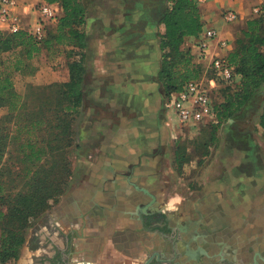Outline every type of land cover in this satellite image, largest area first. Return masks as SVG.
<instances>
[{"label": "rangeland", "instance_id": "1", "mask_svg": "<svg viewBox=\"0 0 264 264\" xmlns=\"http://www.w3.org/2000/svg\"><path fill=\"white\" fill-rule=\"evenodd\" d=\"M89 1H94L95 4H98L101 7L115 6L114 8L122 10V18H124L123 23L110 24L111 29L106 30L103 21L101 20L102 23L98 26L99 33L107 36L108 39L113 42V46H110L109 48L115 59L113 62L86 61L94 53L100 59V56L103 54L101 53V50H105L103 47H99L102 39L97 38V41L95 42L96 44L89 50L87 41V47L84 51H80L76 47H58L55 50H47L42 46L43 50L41 53L36 55L30 61L25 59L24 51L21 48H16L0 56V71L4 73L8 70H12L14 91L19 95L21 94L20 96L22 97L23 102L22 107L25 110L29 109L33 112L35 110L38 111L42 104L46 106V109L47 106H50V117L52 121H57V111L54 106L59 102V87L70 80V66L74 61L82 60L83 62L85 68L83 82L85 81L88 68V85L102 88V94L104 97L107 95L109 98H114L113 110L112 108H109L110 111L106 112L101 105L93 107L95 110L94 115L98 119H103L105 117L113 118L115 125H117L123 117L126 119L138 118V116H141V111L145 104L144 100L145 102L149 101L151 104L146 107L147 113L155 114V111L158 113L162 112L163 123L165 126L162 133V150H158V206L156 207L152 205L151 208L154 209L153 211H160L158 214V224H165L166 218L170 216L172 212H177L178 219L182 221L191 219L190 217L193 216L192 212L196 209L190 206L187 212L182 211L181 207L183 204L181 202L194 198L206 183L216 182L223 179L225 175L223 169L228 166V162H231L230 165L233 163L236 150H240L242 147L243 150L246 151L250 146L249 141H255L256 135L259 134L258 125L261 116L264 113V94L260 91L257 92L250 102L251 106L248 107L240 120H237L236 122L233 120L231 122L230 120L229 122L223 123L217 132H214V126L218 124L217 120L212 124L196 128L181 127L175 120L176 117L174 112L169 113L167 101L172 94L169 96L165 94L159 80L163 56L160 47L161 35L164 31L163 25L161 24L162 19L159 22L158 20H155L156 23H158L155 34L158 60L153 66H151V72H153L154 75L146 74L142 76L140 74L144 72V68L140 66V63L149 60L151 53L155 51V48L149 47L147 49H141V47L146 44L143 37L144 35L141 33H145V25L144 23H141L142 18L138 17V14L140 12H145L147 8L149 11L148 5L144 2L148 3L153 0H142V2L136 0ZM162 1L164 2L166 12V10L171 7V3L168 2V0ZM260 7H262V4L253 6L251 8V14L246 21L256 18L257 15L254 13V9ZM114 13L115 12H112V14ZM88 16V25L87 27L86 25L83 26L86 40V33H90L91 31L90 26L92 18L94 22L98 19H102L98 13L93 15L89 13ZM124 23H129L128 30H125L124 32L117 31ZM49 30L53 34L55 27L53 26ZM0 33L11 34L9 31H0ZM182 48L187 51L189 47L185 44ZM17 60H23V67L20 71H14V64ZM197 65L202 67V78L206 77L207 79L213 77L211 70L201 64ZM105 71L112 72L114 78L112 79L111 75L107 78L106 76L108 75ZM99 72L102 74H99ZM99 81L102 82L98 84ZM131 83L137 87V89L134 90V92H136L135 96L130 99L128 95L129 93H126V90L128 91L127 85H130ZM226 86L227 84L225 83L219 84V88L214 94L215 103L220 104V102H222L223 90ZM111 87L116 88L113 96L107 94L108 91H105L107 88ZM122 87L125 88V91L124 89L122 90ZM140 87L142 89H140ZM140 91L141 93L142 91L144 93L139 96L136 95ZM129 99L131 100L130 104L128 102ZM111 105L112 104L109 103L108 107H111ZM6 108L7 107L0 106V118H6L7 114L3 115L7 110ZM89 114V119L86 121L90 122V117L93 115L91 112ZM71 119H73V133L75 134L74 124L76 121V115L74 113L72 114ZM87 128L89 129L90 126ZM101 130H104V126L98 125L96 127V132H100ZM39 134H37L36 137L39 138ZM153 135H155V133ZM159 136H161V134ZM97 138L98 139L95 141H92L89 136L88 141L80 143L74 136L72 147L69 149V161L71 167L75 160V155L78 152L88 153L91 150L95 153H100L103 146L101 144V138ZM11 170L18 171L19 169ZM72 176L73 175L71 174V177L68 180L69 184L72 182ZM134 180L135 178H132V182L136 183ZM22 189L24 190V184L18 177V179L15 178L14 183L9 184L8 193L14 195ZM61 197L57 200L51 199L49 201L51 207L47 211H44L35 218H30L27 225L23 228L25 242L20 250L19 258L14 264H19V262L25 264L27 262L28 254L24 248L31 232L42 234V231L46 229V224L53 221L51 219L53 217L50 218L51 215L49 216V214L59 203ZM177 198H180V200H177L175 203V199ZM172 203H175L174 206H172ZM1 210L6 212V207H2ZM185 216H187L186 219ZM198 216V214H195V218ZM43 220H45L46 223L43 222ZM116 220L119 222L116 223L117 225L123 226V232L119 231L120 229H117L114 232H109V235L113 233L115 235L121 234L127 236L131 234L134 236L130 238H128V236H117L114 238L99 239L94 236L96 234L92 235L91 233L87 236L86 229L83 227L77 232V236H79L81 240L77 242L73 239L71 241L73 242V247L76 252L71 260L78 263L79 258L83 256L86 258L84 264H145L148 257L156 252L160 253L161 256L168 258L173 256L171 243L166 240L167 236L170 235V226H174L170 221H168L170 226L167 223L157 234L150 231L147 234V238H145L143 233L138 232V220L132 222V225H134L135 228L134 232L131 231V233H126L131 223L128 225L127 223L122 222L123 220L119 217ZM131 220L134 221V218H131ZM153 221H155L154 218L147 219V224H152ZM3 228L4 222L0 221V235ZM190 230L194 232L192 227H190ZM63 234L65 235V233ZM139 234H141L140 237ZM184 241L185 242L182 241V243H179L178 252L180 255L175 264H215L214 262L209 261H206L207 263H205V258H208V252L202 240L198 239L197 236L195 241L196 248L192 252L190 251L191 244L188 243L186 239H184ZM74 244H76L77 247H75ZM197 253L200 255L198 258L196 256ZM260 262H264V257L261 258Z\"/></svg>", "mask_w": 264, "mask_h": 264}, {"label": "crops", "instance_id": "2", "mask_svg": "<svg viewBox=\"0 0 264 264\" xmlns=\"http://www.w3.org/2000/svg\"><path fill=\"white\" fill-rule=\"evenodd\" d=\"M43 2L45 1L24 0L25 9L30 11V15L23 22L36 19V8ZM88 2L90 3L86 11V27L89 13L91 15L98 13L102 18L95 22L92 18L91 31L86 33L88 50L96 44L97 38L102 39L99 47H103L105 50H101L103 54L100 59L94 53L86 61L113 62L115 59L109 50L110 46H113V42L107 36L99 33L98 26L102 23L101 20L106 30L111 29L110 24L123 23L122 10L114 8L115 6L101 7L94 1L88 0ZM263 3L264 0H207L204 5L200 6L204 28L216 29L220 34V39L227 40L229 43L227 51H224L218 46V40L211 41L208 52L209 60L214 56H224L233 49L236 37L245 29L251 8ZM226 10L239 13L240 18L236 22L237 24H226L223 21L222 13ZM112 12L115 13L112 14ZM138 17L142 18L141 23L145 25V33L140 32L144 35L146 44L141 49L153 47L155 48L154 53H157L156 56L158 57L155 39L158 23L149 13L148 8L145 12H140ZM128 28L129 23H124L117 31L124 32ZM196 41L197 38H189L186 43L194 55L196 53L194 48ZM140 64L144 68V72L141 73L142 76L148 75V73L154 75L151 72L152 65L149 60L142 61ZM87 73L88 68L82 85V103L75 113V137L80 143L88 141L89 136L92 141L100 137L103 148L100 153L90 150L88 153L78 152L75 155L72 165V182L68 183L64 195L54 209L50 211V214L52 213V217L59 221L64 231H75L84 227L87 236L92 233V235L96 234L94 236L99 239L117 236L133 237L134 235L131 234L126 236L112 233L109 235V232H114L117 229L123 232V226L116 224L119 223L116 220L118 217L128 225L131 223L126 233L134 232L135 226L132 225V222L138 220V232L143 233L144 237L147 238L150 230L154 231L155 234L158 231L154 227L149 229L146 227L145 219L153 214L143 213L142 215L140 209L142 206L146 205L145 207H147L150 204L147 205V196L137 190L131 180L135 178L134 181L139 187L156 195L158 204V139L153 129L154 122L150 119L151 113H147L146 109L151 103L144 100L145 104L141 116L135 119L123 117L117 125H115L113 118L98 119L94 115L93 107L101 105L103 110L108 112L110 111L109 108L114 106V98H109L107 95L104 97L102 88L88 85ZM105 73L108 75L107 78L110 75L112 79L114 78L112 72L105 71ZM99 74L102 73L99 72ZM101 82L99 81L98 84ZM127 88L126 93H129L131 99L135 96L134 90L136 88L132 83L127 85ZM123 89L125 91V88L122 87ZM115 90L116 88L111 87L105 91L113 96ZM260 92L264 94V86ZM143 93L140 91L136 95L139 96ZM130 99L129 104L131 103ZM109 103L112 104L111 107H108ZM6 109L3 114H7L6 118H0V128L6 129L7 132H10V136H13L17 129L15 120L17 112H11L8 107ZM90 112L93 116L90 117L91 121L89 122L86 120L89 119ZM237 120L240 118L233 121L236 122ZM98 125L104 126V130L96 132ZM88 126H90L89 129ZM258 127L259 134L256 135L255 141H249L250 146L246 151L242 147L240 150H236L233 163L230 165L231 162H228V166L224 167L223 179L206 183L194 198L181 202L183 204L182 211L187 212L191 206L196 209L192 212L193 217L195 214H200L199 224L203 227L204 234L211 233L208 225L217 224L219 236L223 238L220 245L229 249L226 251L227 254H230V251L231 253L234 252L235 259L241 264H249L250 262L244 261V259L246 260L252 255H264V136L261 126L258 125ZM154 133L155 135H153ZM8 165L18 166L13 146L8 149L0 168ZM177 200L180 198L175 199V203ZM175 203H172V206ZM156 213L158 210L154 212V214ZM176 214L178 213L176 212ZM131 218H134V221ZM186 218L187 216H185ZM140 236L141 234H139ZM195 248L196 243L192 245V249ZM198 255L199 253L196 256Z\"/></svg>", "mask_w": 264, "mask_h": 264}, {"label": "trees", "instance_id": "3", "mask_svg": "<svg viewBox=\"0 0 264 264\" xmlns=\"http://www.w3.org/2000/svg\"><path fill=\"white\" fill-rule=\"evenodd\" d=\"M44 1L59 7L57 23L47 27L46 38L36 42L25 31L0 33V56L21 48L25 59L30 61L41 53L43 47L47 50L58 47H76L80 51L86 49L83 26L86 23L88 0ZM168 2L171 7L161 20L164 31L161 35L163 56L159 73L160 83L167 96L181 91L189 81L201 78L202 67L194 62L190 49L186 51L182 47L189 38L198 39L204 30L201 7L194 0ZM260 11L256 18L246 21L245 29L236 37L233 49L226 55L240 80L227 84L222 102L215 103L218 124L214 126V132L223 123L241 118L254 95L264 86V3ZM53 26L55 31L52 34L49 29ZM22 64L23 60H17L14 71H20ZM84 74L82 60L72 62L70 80L59 87V102L54 106L57 121H52L50 106L46 109L42 104L38 111L25 110L22 97L14 91L12 70L4 73L0 71V106L17 112L15 135L10 136V132L0 128V166L11 146L17 153L18 164L17 167L8 165L0 168V221L4 222L0 235V264H14L18 260L25 242L23 228L30 218L37 217L51 207V199L57 200L65 192L72 174L69 149L75 134L71 116L82 103ZM259 125L264 136V113ZM15 167L19 170L13 172L11 169ZM18 177L24 184V190L9 194L8 185ZM2 207H6V212L1 210Z\"/></svg>", "mask_w": 264, "mask_h": 264}, {"label": "built area", "instance_id": "4", "mask_svg": "<svg viewBox=\"0 0 264 264\" xmlns=\"http://www.w3.org/2000/svg\"><path fill=\"white\" fill-rule=\"evenodd\" d=\"M194 1L199 6L207 2V0ZM24 4H26L24 0H0V31H9L11 34L25 31L36 42H42L46 38L47 27L57 23L59 7L56 4L43 2L36 8L37 18L25 23L23 20L29 18L30 11L25 9ZM260 12V8L254 9L256 15ZM239 18V13L233 10L222 13V19L226 24H234ZM215 40H218V46L222 50L227 51L228 41L220 39L216 29L204 28L203 33L194 43L196 53L192 54L194 62L211 70L213 77L210 79L201 77L198 80L189 81L181 91L173 93L167 101L169 113L174 112L175 120L181 127L196 128L214 123L217 120V113L213 94L219 83L234 84L240 80V76L235 73L234 67L229 63L227 54L208 59L210 42Z\"/></svg>", "mask_w": 264, "mask_h": 264}, {"label": "flooded vegetation", "instance_id": "5", "mask_svg": "<svg viewBox=\"0 0 264 264\" xmlns=\"http://www.w3.org/2000/svg\"><path fill=\"white\" fill-rule=\"evenodd\" d=\"M139 2H142V0H136ZM149 7V13L152 15V17L155 20H158V22L162 19L164 13H165V7L164 2L162 0H153L152 2H144ZM157 53H152V56L149 59V63L153 66L157 60L158 57L156 56ZM141 66V64H140ZM142 67V66H141ZM141 74V73H140ZM151 73H148V75ZM133 85V84H132ZM137 89V87H135ZM135 89V90H136ZM140 89H142L140 87ZM151 121L154 122V132L156 133L155 136H157L158 139V150H162V133L165 129L163 118H162V112L150 115ZM161 134V136H159ZM159 154V152H158ZM151 193V192H150ZM153 194V193H151ZM154 195V194H153ZM156 198V195H154ZM148 202L147 205H149L150 209L148 211H143V208L146 206H142L140 209V213L143 215L145 214H153L152 216H148L144 223L146 227L152 228L154 227L157 231H159L164 225L168 223L170 226V221L174 226H170V235L167 236V239L171 243L172 247V254L171 258L161 256L160 253H154L150 255L147 259L151 260L149 264H175L179 257L178 252V246L179 243L185 242L184 239L188 241V243L191 244L190 251L192 252V245L195 244L196 236L198 239H201L205 248L208 252V258H205L206 261L214 262L215 264H241L235 259L234 252L230 254H227L226 251L229 250L228 248H225L224 245H220V242H222L223 238H220L218 229L216 228L217 224H211L208 225L211 233L210 234H204L203 233V227L200 226L199 220H200V214L197 218L190 217L191 219L186 220H180L178 219V214L171 213L170 216L166 218L165 224H158V213L154 214V209L151 208L152 205L158 206L157 199L155 201L147 195ZM169 206V205H168ZM148 207V206H147ZM174 211V210H173ZM51 215V216H50ZM50 218L52 217V213L49 214ZM155 219L152 224H147V219ZM53 221L46 224V229L42 231V234H36L35 232H31V235L29 239L26 242V246L24 249H26L27 256V262L25 264H84L86 261V258L81 256L78 260V263L74 260H71L75 256V250L73 247V242H71L73 239L75 241H80L81 238L77 236V232L81 229V227L78 230L75 231H64V229L59 224L58 220H55L54 218H51ZM45 222V220H43ZM46 223V222H45ZM192 224V225H191ZM190 227L193 228L194 232L190 230ZM63 231V232H62ZM151 232H154L150 230ZM149 231V232H150ZM65 233V235L63 234ZM158 233V232H157ZM76 242V243H77ZM72 245V247H71ZM75 247L76 244H74ZM73 250V251H72ZM199 256V255H198ZM197 256V258H198ZM200 257V256H199ZM264 255H252L249 258L244 259V261L250 262L249 264H264V262H260L261 258H263ZM218 260V261H217ZM146 261V262H147ZM221 261V262H220ZM145 262V264H146ZM21 264V262H19ZM248 264V263H245Z\"/></svg>", "mask_w": 264, "mask_h": 264}, {"label": "water", "instance_id": "6", "mask_svg": "<svg viewBox=\"0 0 264 264\" xmlns=\"http://www.w3.org/2000/svg\"><path fill=\"white\" fill-rule=\"evenodd\" d=\"M231 122H232V120H231ZM135 187H137V186H135ZM141 192H144L146 195H148V196H150L154 201H155V196L153 195V194H151L148 190H146V189H144V188H140V187H137ZM150 261L151 260H148L147 262H146V264H149L150 263Z\"/></svg>", "mask_w": 264, "mask_h": 264}, {"label": "bare ground", "instance_id": "7", "mask_svg": "<svg viewBox=\"0 0 264 264\" xmlns=\"http://www.w3.org/2000/svg\"><path fill=\"white\" fill-rule=\"evenodd\" d=\"M131 182H132V180H131ZM133 183V185H135V186H137V187H139L136 183H134V182H132ZM137 187H135L137 190H139ZM141 188V187H140ZM140 191V190H139ZM141 192V191H140ZM144 193V192H143ZM145 194V193H144ZM150 209V207L148 206V207H145V208H143V211H148Z\"/></svg>", "mask_w": 264, "mask_h": 264}]
</instances>
